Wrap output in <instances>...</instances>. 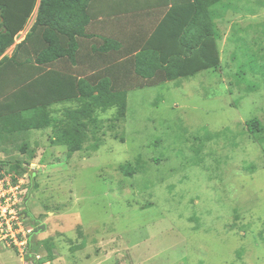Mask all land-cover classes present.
<instances>
[{
  "label": "rangeland",
  "instance_id": "obj_1",
  "mask_svg": "<svg viewBox=\"0 0 264 264\" xmlns=\"http://www.w3.org/2000/svg\"><path fill=\"white\" fill-rule=\"evenodd\" d=\"M223 3L218 67L130 91L126 116L100 112L71 157L53 128L0 141V162L34 173L27 222L46 226L30 256L1 241L0 264H264V144L246 127L264 125V75L250 64L264 53V0ZM138 156L144 171L126 176Z\"/></svg>",
  "mask_w": 264,
  "mask_h": 264
},
{
  "label": "trees",
  "instance_id": "obj_2",
  "mask_svg": "<svg viewBox=\"0 0 264 264\" xmlns=\"http://www.w3.org/2000/svg\"><path fill=\"white\" fill-rule=\"evenodd\" d=\"M104 1L0 0V141L30 130L53 128L57 142L67 146L71 157L82 148L91 126L100 123V112L116 108L118 120L126 116L130 91L220 65L222 36L215 19L219 7L225 8L223 0H129L128 5H123V0L119 6ZM35 12L33 25L15 44ZM126 12L137 28L130 26V31L103 38L89 32L108 20L126 17ZM147 16L158 20L153 29L144 24ZM255 62L264 75V53L259 57L252 51L250 64ZM62 104L74 106L58 116L53 107ZM246 127L259 134L264 144L260 119L248 120ZM228 133L208 132L205 139H220ZM21 148L26 151L25 145ZM0 165V169L10 165L9 171L18 175L28 171L21 161ZM145 166L138 156L120 168L131 177L143 172ZM24 213L27 220L29 213ZM33 235L28 256L38 247ZM44 244L48 257L53 258L50 243Z\"/></svg>",
  "mask_w": 264,
  "mask_h": 264
},
{
  "label": "built area",
  "instance_id": "obj_3",
  "mask_svg": "<svg viewBox=\"0 0 264 264\" xmlns=\"http://www.w3.org/2000/svg\"><path fill=\"white\" fill-rule=\"evenodd\" d=\"M30 182L27 175L0 169V242H6L24 257L29 253L34 229L24 213Z\"/></svg>",
  "mask_w": 264,
  "mask_h": 264
},
{
  "label": "crops",
  "instance_id": "obj_4",
  "mask_svg": "<svg viewBox=\"0 0 264 264\" xmlns=\"http://www.w3.org/2000/svg\"><path fill=\"white\" fill-rule=\"evenodd\" d=\"M126 1V2H125ZM123 5L129 4V0H125ZM141 2H143L144 0H140ZM160 0H156V2H159ZM121 2H123V0H105L104 3L107 5H113V6H119L121 4ZM105 5V6H107ZM125 14H127L126 17L123 16V18H117L115 20H108L107 24L104 26H99L98 28H96V30H89L90 33H94L97 34V36H100L101 38L105 37V36H116L118 34H120L119 32L121 30L125 31H130V26L137 28L135 23L133 22L134 20L132 19V17H130V13L126 12ZM115 17H112V19H114ZM156 22H158L157 18L155 16H147L146 18H144V24L148 27L153 29L154 26H156ZM122 23V24H121ZM141 24H143V21L141 20ZM99 38V37H98ZM100 39V38H99Z\"/></svg>",
  "mask_w": 264,
  "mask_h": 264
},
{
  "label": "water",
  "instance_id": "obj_5",
  "mask_svg": "<svg viewBox=\"0 0 264 264\" xmlns=\"http://www.w3.org/2000/svg\"><path fill=\"white\" fill-rule=\"evenodd\" d=\"M30 176H31V178H32L33 180H32V186H31V188H30L29 194H28V196H27V198H26V205H27L28 201L30 200V198H31V196H32V193H33V189H34V187H35L34 173L31 172V173H30ZM45 229H46L45 224L39 225V226H37V227H35V228L33 229L32 234H36V233H38V232H40V231H43V230H45Z\"/></svg>",
  "mask_w": 264,
  "mask_h": 264
}]
</instances>
